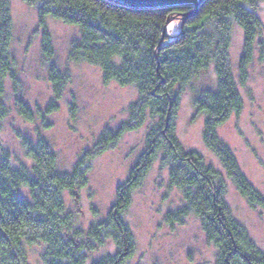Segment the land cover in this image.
<instances>
[{
    "label": "trees",
    "instance_id": "trees-1",
    "mask_svg": "<svg viewBox=\"0 0 264 264\" xmlns=\"http://www.w3.org/2000/svg\"><path fill=\"white\" fill-rule=\"evenodd\" d=\"M37 5L43 26L41 47L52 59L54 46L46 27L51 15L78 27L68 57L98 65L105 83L133 84L138 97L128 107V117L117 127H105L93 149L80 156L70 170L58 167L49 140L22 137L31 164L15 165L9 151L0 152V264H31L26 244L41 243L42 264H127L136 250L134 233L126 220L135 190L140 187L153 162L168 167L169 186L181 192L182 203L168 210L164 221L183 224L196 216L209 243L216 248L215 264H264V248L258 246L247 228L232 213L226 199L228 181L252 206L264 208V192L242 171L218 128L244 106L230 66V30L233 22L244 31L239 75L244 83L253 59L255 41L262 23L257 13L260 0H203L184 16L180 32L169 39L164 34L167 20L185 15L192 6L131 7L118 0H25ZM12 38L10 0H0V115L8 113L4 103L5 78L17 91L20 80L9 52ZM261 52L264 53L262 47ZM214 63L216 87L204 89L193 104L204 115L205 145L218 157L223 171L208 162L197 149H186L176 134L177 110L188 83ZM48 77L53 98L41 117L58 108L70 78L67 69L49 63ZM18 112L28 120L34 111L17 98ZM152 121L145 136V149L130 168L127 178L116 187L115 198L106 214L87 228L79 225L67 208L64 193L88 181L93 158L116 144L126 131ZM47 126V125H46ZM108 243L114 251L89 261Z\"/></svg>",
    "mask_w": 264,
    "mask_h": 264
},
{
    "label": "rangeland",
    "instance_id": "rangeland-1",
    "mask_svg": "<svg viewBox=\"0 0 264 264\" xmlns=\"http://www.w3.org/2000/svg\"><path fill=\"white\" fill-rule=\"evenodd\" d=\"M12 38L9 52L20 80L17 91L12 80L5 78L4 103L9 108L0 115V152L7 150L15 165L31 164L22 137L36 140L46 137L57 155L58 167L70 170L85 151L93 149L105 127L115 128L128 117V105L137 99L135 85L105 83L98 65L72 61L68 57L71 43L78 38L73 23L46 16L54 54L44 57L41 47L43 26L37 5L25 0H10ZM262 23L255 41L253 59L248 65V77L243 83L239 75V60L243 51L244 31L236 22L230 30L229 59L234 79L243 97L239 114L231 115L218 128L220 137L231 148L248 179L264 192V0L258 2ZM182 16H175L168 28L169 39L178 34ZM70 72L69 81L58 108L40 116L53 98L48 77L49 63ZM214 63L201 70L183 91L177 110L176 134L186 149H197L208 162L223 171L218 157L205 145L202 136L204 115L198 114L193 101L204 89L216 87ZM17 98L34 111V119H25L17 109ZM152 121L148 119L137 129L126 131L116 144L93 158L87 183L64 193L67 208L76 215V222L87 228L103 217L115 198L116 187L124 181L130 168L145 149V136ZM47 125V126H46ZM169 168L161 167L157 158L134 194L126 213L136 240V250L127 264H215L216 248L209 243L199 219L190 215L183 224L173 227L164 221L165 213L182 203L181 192L169 186ZM226 199L233 215L247 228L256 244L264 248V208L252 206L240 195L230 179ZM31 264H42L41 243L26 244ZM108 243L94 252L89 261L106 252H113Z\"/></svg>",
    "mask_w": 264,
    "mask_h": 264
},
{
    "label": "water",
    "instance_id": "water-1",
    "mask_svg": "<svg viewBox=\"0 0 264 264\" xmlns=\"http://www.w3.org/2000/svg\"><path fill=\"white\" fill-rule=\"evenodd\" d=\"M118 1H121L131 7H161V6L190 5L192 6V9L186 12L185 15H182V21L180 26V30H181L184 22V16L195 11L203 0H118ZM175 16H181V15H173L167 20V25L165 26L164 34L160 39L157 49L160 48L161 43L164 41L166 35H168V28Z\"/></svg>",
    "mask_w": 264,
    "mask_h": 264
}]
</instances>
